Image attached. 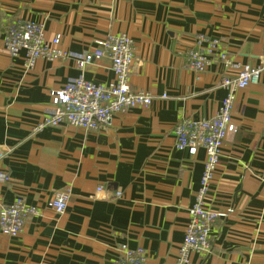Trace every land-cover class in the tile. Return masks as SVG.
I'll list each match as a JSON object with an SVG mask.
<instances>
[{
	"label": "crops",
	"instance_id": "crops-1",
	"mask_svg": "<svg viewBox=\"0 0 264 264\" xmlns=\"http://www.w3.org/2000/svg\"><path fill=\"white\" fill-rule=\"evenodd\" d=\"M18 18L40 22L47 39L60 34L73 55L25 68L23 52L9 56L3 46ZM121 33L136 57L129 86L151 103L96 131L61 124L33 132L51 91L80 75L113 80L107 57L80 70L74 55ZM197 34L219 39L241 63L264 62V0H0V169L10 177L0 182V204L20 196L41 210L18 236L0 233V264H111L121 243L141 248L143 264L176 262L205 154L176 149L174 128L184 117L213 116L226 94L221 81L234 73L216 57L201 72L186 67ZM232 122L205 196L221 216L209 251L191 252L189 264H264V71L235 91ZM60 192L67 205L58 213L46 201Z\"/></svg>",
	"mask_w": 264,
	"mask_h": 264
},
{
	"label": "built area",
	"instance_id": "built-area-1",
	"mask_svg": "<svg viewBox=\"0 0 264 264\" xmlns=\"http://www.w3.org/2000/svg\"><path fill=\"white\" fill-rule=\"evenodd\" d=\"M61 35L47 39L43 25L30 19L18 18L11 21L3 38V46L9 56H19L23 52V66L33 67L38 58L64 60L73 54L61 48ZM186 67L197 73L203 71L216 57L233 76H225L221 86L226 94L216 113L207 118L194 120L184 117L174 128L175 148L194 155L202 149L205 154L200 185L195 193L192 206L188 209V222L183 240L178 250L176 262L189 264V254L193 251L207 253L210 248V230L220 212L206 205L215 168L219 162L224 141L237 130L232 122V107L235 91L259 80L264 71V62L251 66L232 59L223 50L219 39L197 34L192 45L184 51ZM107 57L111 62L114 78L101 84L86 80L82 75L70 79L63 86L50 92L49 110L32 128L33 132L45 126L68 124L86 131H96L107 125L111 119L128 108L144 107L151 103V95L146 90H132L129 74L135 65L133 41L125 33L106 34L95 40L92 51L74 55L77 66L84 70L94 58ZM161 95L160 98H165ZM3 151L0 148V159ZM9 174L0 169V182H8ZM102 190L101 186L96 191ZM119 195V193H117ZM67 205V194L57 193L46 201V206L61 213ZM41 214L40 208L27 205L23 198L16 196L11 204H0V233L18 236L22 233L30 215ZM119 254L111 264H143L144 252L141 248L131 249L125 243L118 247Z\"/></svg>",
	"mask_w": 264,
	"mask_h": 264
}]
</instances>
